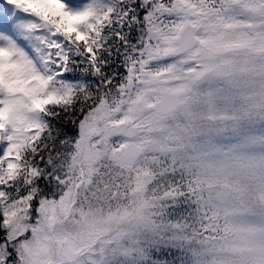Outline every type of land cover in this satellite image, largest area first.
Listing matches in <instances>:
<instances>
[{
  "label": "snow or ice",
  "instance_id": "1",
  "mask_svg": "<svg viewBox=\"0 0 264 264\" xmlns=\"http://www.w3.org/2000/svg\"><path fill=\"white\" fill-rule=\"evenodd\" d=\"M0 264H264V0H0Z\"/></svg>",
  "mask_w": 264,
  "mask_h": 264
}]
</instances>
